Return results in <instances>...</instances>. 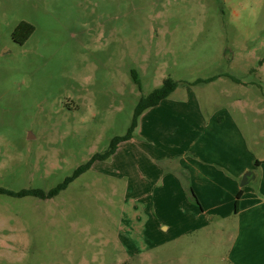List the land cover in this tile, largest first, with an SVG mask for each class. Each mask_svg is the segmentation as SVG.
Returning <instances> with one entry per match:
<instances>
[{
    "label": "rangeland",
    "instance_id": "374dc122",
    "mask_svg": "<svg viewBox=\"0 0 264 264\" xmlns=\"http://www.w3.org/2000/svg\"><path fill=\"white\" fill-rule=\"evenodd\" d=\"M22 21L36 30L20 45ZM169 78L177 91L59 195H0V264H225L190 173L212 169L225 197L246 156L264 161V0H0V188L50 191Z\"/></svg>",
    "mask_w": 264,
    "mask_h": 264
},
{
    "label": "crops",
    "instance_id": "0c3cea01",
    "mask_svg": "<svg viewBox=\"0 0 264 264\" xmlns=\"http://www.w3.org/2000/svg\"><path fill=\"white\" fill-rule=\"evenodd\" d=\"M201 106L204 107V105ZM234 109V106H232L231 111ZM203 112L212 117L216 111L212 109ZM204 119L200 115L197 117L199 124L208 129L211 127L212 119L210 118L209 123L205 122ZM232 120H234L232 127L230 124L232 135L229 136L227 142L230 147L229 151L236 153L235 138L237 141L241 138L244 141L247 139L242 126L237 124V119ZM256 161L251 155L245 157L238 166L237 171L233 172L232 177L229 178L230 184L226 189L228 192L225 197L217 193L218 188L215 179L218 177L213 174L212 169V172L206 169H194L196 174L190 173L189 176L192 175V180L200 186L197 190V199L202 203H199L201 215L207 214L210 216L211 222L216 221L223 225L222 230L226 236L223 235L222 239L225 242L223 245L225 244L226 250L225 264H264V161L258 160L259 165H256ZM252 163H255V168ZM216 172L221 174L219 170H216ZM248 172H251L252 175L249 177L248 183L242 186L240 184L242 175ZM240 192L239 210L237 213L233 212L232 214V209ZM210 198L213 199V203L217 202L215 206L211 205Z\"/></svg>",
    "mask_w": 264,
    "mask_h": 264
},
{
    "label": "trees",
    "instance_id": "16d2710c",
    "mask_svg": "<svg viewBox=\"0 0 264 264\" xmlns=\"http://www.w3.org/2000/svg\"><path fill=\"white\" fill-rule=\"evenodd\" d=\"M36 28L33 24L22 21L13 31L12 38L13 40L20 45L25 44L31 36L34 34ZM216 78H210L207 80H198L194 83L197 84H208L213 82ZM138 82V80H137ZM139 83V82H138ZM179 87V83L171 78L166 79L161 88L155 89L147 96H143L134 111V117L132 124L126 135L121 137H115L110 144V148L104 153H97L92 158L86 162L85 164L79 166L72 175L65 178V180L58 184L56 187L51 189L48 192H45L41 189H24L21 191H12L4 188H0V195H5L13 198H24V197H36L40 199H52L59 195L62 191L66 190L71 183H73L76 179H78L81 175L89 171L96 162L105 161L114 155L122 142L129 141L134 134L135 129L138 126V120L140 116L148 109L158 106L162 101L169 98ZM260 162H256V165H259ZM192 192V196L194 197L197 204L199 201L195 196L194 192ZM241 197V192L237 196V200L235 203V212L237 213L239 210V199Z\"/></svg>",
    "mask_w": 264,
    "mask_h": 264
},
{
    "label": "water",
    "instance_id": "95a60500",
    "mask_svg": "<svg viewBox=\"0 0 264 264\" xmlns=\"http://www.w3.org/2000/svg\"><path fill=\"white\" fill-rule=\"evenodd\" d=\"M252 175L251 172H248L244 175L243 179H242V182H241V185L244 186L248 183V180H249V177Z\"/></svg>",
    "mask_w": 264,
    "mask_h": 264
}]
</instances>
